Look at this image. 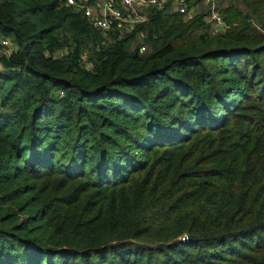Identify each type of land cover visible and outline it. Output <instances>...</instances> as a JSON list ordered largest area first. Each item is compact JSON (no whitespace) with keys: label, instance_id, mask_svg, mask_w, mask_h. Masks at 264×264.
<instances>
[{"label":"trees","instance_id":"obj_1","mask_svg":"<svg viewBox=\"0 0 264 264\" xmlns=\"http://www.w3.org/2000/svg\"><path fill=\"white\" fill-rule=\"evenodd\" d=\"M239 1L150 7L141 53L0 0V264H264V0Z\"/></svg>","mask_w":264,"mask_h":264},{"label":"built area","instance_id":"obj_2","mask_svg":"<svg viewBox=\"0 0 264 264\" xmlns=\"http://www.w3.org/2000/svg\"><path fill=\"white\" fill-rule=\"evenodd\" d=\"M64 0L67 6H75L89 18L90 22L103 32L119 30L124 33L134 32L139 41V51L147 50V32L138 26L144 25L149 17L147 11L150 7H172L187 16L195 15L192 11L196 0ZM209 7L206 20L218 27L225 26L223 15L218 7V0H202ZM0 45L4 49L11 47L8 38L0 34ZM1 68V64H0Z\"/></svg>","mask_w":264,"mask_h":264},{"label":"rangeland","instance_id":"obj_3","mask_svg":"<svg viewBox=\"0 0 264 264\" xmlns=\"http://www.w3.org/2000/svg\"><path fill=\"white\" fill-rule=\"evenodd\" d=\"M219 1H220L221 10L234 3V4H237L241 7V9H242L241 11H243V15H248V8H247L246 4L244 5L239 0H219ZM199 11L201 13H204L205 16L207 17V15L209 13V7L207 6V4H205V7ZM250 21H252L253 26H257V25L260 26L261 25V19L258 16L250 15ZM214 26H217V25L214 24ZM211 29H212V31L215 30L212 27H211ZM217 29H221V28H217ZM0 64H1V62H0Z\"/></svg>","mask_w":264,"mask_h":264},{"label":"crops","instance_id":"obj_4","mask_svg":"<svg viewBox=\"0 0 264 264\" xmlns=\"http://www.w3.org/2000/svg\"><path fill=\"white\" fill-rule=\"evenodd\" d=\"M205 2L200 0V2H197L194 6V8L192 9L193 13L196 14V13H200L199 10H201L202 8L205 7ZM168 10L170 11H174V9L172 7H169Z\"/></svg>","mask_w":264,"mask_h":264},{"label":"water","instance_id":"obj_5","mask_svg":"<svg viewBox=\"0 0 264 264\" xmlns=\"http://www.w3.org/2000/svg\"><path fill=\"white\" fill-rule=\"evenodd\" d=\"M189 239H196L195 236H189Z\"/></svg>","mask_w":264,"mask_h":264}]
</instances>
